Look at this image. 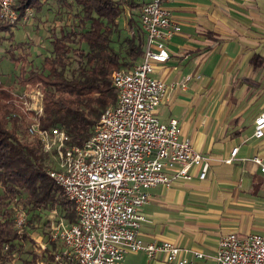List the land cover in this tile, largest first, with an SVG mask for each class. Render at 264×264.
Here are the masks:
<instances>
[{
	"label": "crops",
	"instance_id": "obj_1",
	"mask_svg": "<svg viewBox=\"0 0 264 264\" xmlns=\"http://www.w3.org/2000/svg\"><path fill=\"white\" fill-rule=\"evenodd\" d=\"M131 1L141 4L124 5L118 28L125 24L126 9L129 23L140 26V6L150 0ZM163 2L181 30L168 41L170 58L155 63L154 75L167 84L156 114L165 122L178 118L181 136L191 140L210 167L205 179L194 167L192 178L151 187L140 233L149 240H171L187 248L188 256L194 249L205 253L189 264H215L222 235L264 232V174L253 160L257 155L264 160V136L254 135L255 119L264 110V0ZM42 10L44 3L41 10H34V20L22 19L13 28L14 32L22 30L20 41L31 37L25 46L40 53L39 57L50 48L47 37L58 23L52 11ZM140 38L143 54L128 67L143 59V31ZM127 51L128 45L123 55L118 52L131 60ZM255 56L260 59L258 65L253 62ZM234 147H238L236 156L227 162ZM119 264L173 263L164 253L153 258L145 251H128Z\"/></svg>",
	"mask_w": 264,
	"mask_h": 264
},
{
	"label": "built area",
	"instance_id": "obj_2",
	"mask_svg": "<svg viewBox=\"0 0 264 264\" xmlns=\"http://www.w3.org/2000/svg\"><path fill=\"white\" fill-rule=\"evenodd\" d=\"M32 12L27 7L22 19ZM20 13L17 0H0V22L14 24ZM139 19L146 35L143 59L113 71L117 101L102 110L92 134L81 144L72 143V136L60 125L41 127L40 85H25L26 92L14 95L20 111L12 115L25 124L20 137L40 140L49 157L46 171L73 202L77 216L73 222L63 218L52 224L48 237L39 241L40 264H50L45 254L54 241L60 248L51 251L53 264H119L128 251H145L153 258L164 253L173 264L205 257L203 251L194 249L188 256L187 248L171 240L154 241L140 234L149 189L192 178L194 167L205 179L210 163L190 139L181 136L178 118L165 122L156 114L167 84L154 75L155 63L170 58L168 41L180 32L181 24L163 0L142 3ZM254 135L264 136V110L255 119ZM237 151L234 147L226 161L232 162ZM253 160L264 174L262 157ZM23 216L17 211L20 229ZM214 259L215 264H264V232L222 235Z\"/></svg>",
	"mask_w": 264,
	"mask_h": 264
},
{
	"label": "trees",
	"instance_id": "obj_3",
	"mask_svg": "<svg viewBox=\"0 0 264 264\" xmlns=\"http://www.w3.org/2000/svg\"><path fill=\"white\" fill-rule=\"evenodd\" d=\"M125 4L135 8L141 3L131 0H61L53 9L54 20L58 23L47 37L50 55L45 56L42 69L26 67L33 51L25 46L28 42L16 41L13 28L22 21L27 7L39 11L43 3L40 0H17L21 12L19 20L14 24L0 22V46L8 42L5 48L11 59L22 63L18 82L40 85L44 91L41 127L60 125L72 136V143L81 144L92 134L102 110L117 101V92L112 85L113 71L130 66L131 61L143 54L141 38L139 41L134 37L127 39V54L131 60L123 59L112 44ZM82 42L89 45L88 51L80 46ZM20 47L23 56L16 55ZM74 52L85 61L79 62L68 75ZM259 61V56L253 58L255 65ZM13 111L20 109L14 102L12 89L0 82V264L16 260V242L30 238L17 224V211L26 209L30 212L59 205L65 210L68 221L77 219L73 202L46 171L49 157L43 152L40 140L29 141L18 136L23 133V122L19 116L12 115ZM52 243V249L45 254L50 264L54 260L51 251L60 248L58 242ZM40 260V254L33 252L22 264H40Z\"/></svg>",
	"mask_w": 264,
	"mask_h": 264
},
{
	"label": "rangeland",
	"instance_id": "obj_4",
	"mask_svg": "<svg viewBox=\"0 0 264 264\" xmlns=\"http://www.w3.org/2000/svg\"><path fill=\"white\" fill-rule=\"evenodd\" d=\"M42 1H44L43 2L44 11L46 10L49 12L50 11L53 12V9H56L57 5L61 3V0H42ZM140 1H143V0H140ZM36 13L37 12L33 10L32 15L29 16V18H27L24 21H27L28 23V19H30L31 17H32V20H34L36 18ZM129 17L130 16L126 9L123 15V20L125 21V24L124 22H122L121 23L122 27L118 28L113 35L112 44L117 47L118 51L122 55L126 52V49H127V40H126L127 38L131 36H134L135 39L142 37L141 27L138 26L137 23H135L134 25H131V23H129ZM19 31H22V30H17L15 32L16 41H20ZM23 31H26V30H23ZM39 33H41V31ZM4 34L7 36L10 35L9 33H4ZM29 38L31 37L27 35V39ZM8 45L9 43L7 42L4 45L0 46V82H2L4 85L12 89L13 99H15V96H14L15 93L23 94L24 92L27 91V89L25 88V84H21L18 82V76L20 73V68L22 66V63L21 62L16 63L11 59L9 52H7L5 48V46H8ZM30 46L31 45H29V47ZM80 46H82V48L85 49L86 51L89 50V45L86 42H82ZM42 53L43 54L39 57V56H36L35 51L32 52V56L29 57L28 61L25 63L26 67L28 68L34 67L36 69H42L44 58L46 55H50V51L48 48H45ZM16 55L23 56L22 48H19L16 51ZM74 55L75 56L73 58V61L70 63L69 70L67 72L68 75H70V70L72 68L77 67L79 65V62L85 61L84 57H82L79 53L74 52ZM22 128L24 132L25 130L24 123H23ZM18 136H21V134L19 133ZM51 159H52V155H51ZM25 195H26V192L23 193V196ZM72 206L75 210V207L73 204ZM20 212L24 215L23 220L25 223L23 225V230L28 233L30 238L28 240H18L16 242L17 248L15 251L16 260L14 261L7 260L4 262V264H22L23 260L25 258L31 257L33 252L39 253L40 248H41L39 241H44L48 237L47 235L52 227V224L60 219H63V218L66 219V217L64 216L65 210L59 205L51 206V208L34 209L30 212H27L25 209L24 211H20Z\"/></svg>",
	"mask_w": 264,
	"mask_h": 264
},
{
	"label": "bare ground",
	"instance_id": "obj_5",
	"mask_svg": "<svg viewBox=\"0 0 264 264\" xmlns=\"http://www.w3.org/2000/svg\"><path fill=\"white\" fill-rule=\"evenodd\" d=\"M67 220V219H66ZM68 221V220H67ZM141 234V233H140Z\"/></svg>",
	"mask_w": 264,
	"mask_h": 264
}]
</instances>
